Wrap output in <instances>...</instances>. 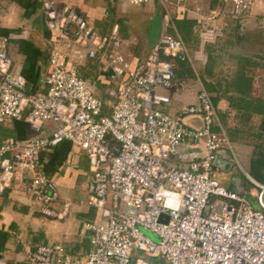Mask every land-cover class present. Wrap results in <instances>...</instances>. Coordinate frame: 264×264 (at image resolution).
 Returning a JSON list of instances; mask_svg holds the SVG:
<instances>
[{
	"label": "built area",
	"instance_id": "obj_1",
	"mask_svg": "<svg viewBox=\"0 0 264 264\" xmlns=\"http://www.w3.org/2000/svg\"><path fill=\"white\" fill-rule=\"evenodd\" d=\"M118 1L135 7L156 3L162 12L159 37L133 69L120 51L118 24L109 35H101L93 20L55 0L41 6L47 29L62 37L51 44L45 91L26 92L25 78L11 69L8 40L0 38V126L24 122L37 134L49 126L48 134L28 140H0V196L10 190L21 192L38 206L41 216L65 220L69 203L55 208L59 193L41 169L40 154L68 142L85 155L91 177L87 203L104 219L102 224H84L91 246L86 255L71 256L60 244L41 245L27 250L22 261L264 264V182H253L257 189L253 208L245 197L214 179L216 154L229 144L212 130L215 113L208 94L196 92V102L183 105L175 117L162 111L171 103L162 91L183 92L172 60L187 59L182 39L166 32L172 23L167 5L185 11V1L191 0ZM222 2L220 9L203 14L216 25L207 34L208 41L222 34L225 26L220 23L234 26L246 18L255 0ZM195 15L202 17L198 6ZM85 60L105 64L103 71L112 81L102 87L112 101L108 114L106 104L78 75V64ZM189 118L199 120L200 127L187 124ZM200 140L205 154L187 168L178 169L168 160L178 146ZM75 167L68 153L64 168Z\"/></svg>",
	"mask_w": 264,
	"mask_h": 264
},
{
	"label": "crops",
	"instance_id": "obj_2",
	"mask_svg": "<svg viewBox=\"0 0 264 264\" xmlns=\"http://www.w3.org/2000/svg\"><path fill=\"white\" fill-rule=\"evenodd\" d=\"M44 1L0 0V38L8 40L11 69L25 78V90L29 94L45 91L51 44L62 40L59 33L48 30L45 25L41 7ZM55 1L93 20L95 30L101 35H109L118 24L120 51L131 69L144 61L160 34L162 12L156 3L142 9H126V5L121 4V8L116 0ZM198 1L196 7L205 13L224 6L222 0ZM194 18L187 10L175 12L174 30L179 37H185L188 44L191 38L192 44L196 41ZM224 30L222 38L216 41L217 51L213 49L215 45L205 50L197 44L192 48L187 46L190 54L187 52V59L175 66L176 81L182 84L183 92L174 95L170 90L162 91L171 100L162 111L175 117L183 105L196 102V92L203 90L208 94L215 113L212 130L224 136L229 144V148L225 146L216 154L213 177L226 189L230 187V191L245 197L231 184L235 178L231 162L232 158L236 161V157L230 151L234 144L243 168L250 166L256 157L263 158L264 162V0H255L246 18H241L234 26L226 25ZM144 39L146 43L141 45ZM87 62L81 73L78 72L82 79L99 88L112 84L109 74L103 71V62ZM109 111V107H105L104 113ZM186 123L200 127L196 119L189 118ZM48 132L49 126L37 134L24 122H11L0 126V140L24 141ZM68 153H71L75 168H64ZM204 154L200 140L178 146L175 155L168 160L176 168L185 169ZM40 165L58 190L59 202L55 208L60 209L62 202H68V216L65 220L45 218L39 214L38 206L18 191L10 190L0 196V264H25L23 254L41 245L60 244L74 257L84 256L90 250V235L83 226L96 222V211L87 203L89 174L84 153L63 142L43 151ZM244 174L252 185L264 182V175L257 181L248 173Z\"/></svg>",
	"mask_w": 264,
	"mask_h": 264
},
{
	"label": "rangeland",
	"instance_id": "obj_3",
	"mask_svg": "<svg viewBox=\"0 0 264 264\" xmlns=\"http://www.w3.org/2000/svg\"><path fill=\"white\" fill-rule=\"evenodd\" d=\"M116 2L121 8H123L121 5L122 3L120 1L116 0ZM198 2H199L198 0H191V1H185V3H184L185 7L190 12V14H193L195 17L194 18V21H195L194 25L195 26L193 27V30H195L194 34L196 36V41L193 42V44H192V38H191V43L188 44L183 39L185 37L180 36V38H182V41H183L184 45L186 46V48H187V46L188 47L190 46V48L196 47V44H197V46L199 48H201L202 50H205L208 47H210V45H213V46L215 45L213 47V49L215 51H217L219 49V46L216 47V45H217L218 41L224 35L225 30L222 31L221 35L215 37L214 40H210V41L207 40V34L214 31V28L216 25L211 23V22H207L205 19H203V16H204L203 14L206 11H203V9H201V8L200 9H201L202 17L195 15V8H196V5H198ZM129 8L142 9V7H135V6L126 5V9H129ZM167 12H168V14L172 20V23L169 25L166 32L176 36L178 34L174 30V26H173V21L175 19L176 9H175V7H173L172 4H169V5H167ZM244 20H246V19H244ZM220 24L222 27L226 26L224 23H220ZM217 25H219V23H217ZM217 39H219V40H217ZM216 41H217V43H216ZM145 43L146 42L144 39L141 42V45H144ZM150 50H149V52H150ZM187 52L188 53L191 52L190 49L188 50V48H187ZM86 62L87 61L85 60V61H82L80 64H78V70H79L78 72L79 73H81V71L83 70L82 67L86 64ZM92 62H94V61H92ZM172 62L175 64V66H177L179 61L178 60H172ZM87 83H88V86L91 89V91L95 97L102 99L104 101V104H106L108 106L112 104V101L103 95L102 88H99L97 86H92L93 84H91L89 81ZM254 142H257V140H255ZM231 147H232V151H230V152H232L236 157V161L234 160V158H232V162H231L232 166L234 165L233 174L235 175L234 182H233V180H231V184L235 185V188H237L239 190V192L244 193L246 199L253 205V208H256L254 201H255V196L257 194V189L254 186V184L252 185L248 181L244 172L248 173L251 177H253L257 181H260L261 175H264V162L262 160L263 158H257L256 157L252 160V162L250 163V166L248 165L245 168H243L242 164L240 163V161L238 159L239 153L236 151L234 144H232ZM88 176H89V180H90L91 177H90V175H88ZM260 183H263V182H260ZM95 211H96V222H94V224H102L104 222V219L101 217V214L99 211H97V210H95ZM153 262H155V261H153Z\"/></svg>",
	"mask_w": 264,
	"mask_h": 264
},
{
	"label": "water",
	"instance_id": "obj_4",
	"mask_svg": "<svg viewBox=\"0 0 264 264\" xmlns=\"http://www.w3.org/2000/svg\"><path fill=\"white\" fill-rule=\"evenodd\" d=\"M263 123H264V122H263ZM227 189L230 190V187L227 188ZM163 218H164L163 216H160L159 221H162Z\"/></svg>",
	"mask_w": 264,
	"mask_h": 264
},
{
	"label": "trees",
	"instance_id": "obj_5",
	"mask_svg": "<svg viewBox=\"0 0 264 264\" xmlns=\"http://www.w3.org/2000/svg\"><path fill=\"white\" fill-rule=\"evenodd\" d=\"M178 22H180V21H178Z\"/></svg>",
	"mask_w": 264,
	"mask_h": 264
}]
</instances>
